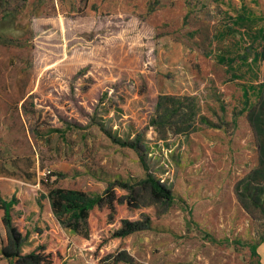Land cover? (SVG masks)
Returning a JSON list of instances; mask_svg holds the SVG:
<instances>
[{
    "label": "rangeland",
    "instance_id": "rangeland-1",
    "mask_svg": "<svg viewBox=\"0 0 264 264\" xmlns=\"http://www.w3.org/2000/svg\"><path fill=\"white\" fill-rule=\"evenodd\" d=\"M262 13L264 0H0V208L39 210L47 231L52 187L128 184L149 227L93 261L70 244L60 264H264V213L235 191L258 164ZM123 245L133 263L107 259Z\"/></svg>",
    "mask_w": 264,
    "mask_h": 264
},
{
    "label": "trees",
    "instance_id": "trees-1",
    "mask_svg": "<svg viewBox=\"0 0 264 264\" xmlns=\"http://www.w3.org/2000/svg\"><path fill=\"white\" fill-rule=\"evenodd\" d=\"M245 97L248 102V94ZM247 120L255 133L258 164L237 184L235 191L239 202L242 203L246 198L241 191V187H244L253 204L264 213V92L260 94L258 103L249 109ZM131 144L136 145V141ZM52 174L63 176L56 172ZM251 186L256 195L251 193ZM116 187L121 190L117 191ZM143 187L149 189L154 199H171L170 190L150 174ZM48 197L58 222L54 223L53 229H43L41 232L38 228L43 226V223L39 210H30L26 214L27 222L21 230L23 222L19 214L12 210V203H5L3 221L8 236L0 252L9 259V264H60L70 244L86 250L89 253V261H93L92 253L96 249L99 253L107 252L108 243H122L133 232L149 227L152 220L146 213L139 218L130 215V210L139 205L136 200L137 190L128 184L117 183L107 188L105 194L93 196L81 190L52 187ZM143 216L145 218H142ZM108 225L112 227H107ZM64 227L70 228L74 234L72 238L64 233ZM36 229L38 241L28 248L27 240ZM102 233H105L104 237ZM106 257H113L115 262L133 263V258L124 250V245L118 247L115 253L106 254Z\"/></svg>",
    "mask_w": 264,
    "mask_h": 264
},
{
    "label": "crops",
    "instance_id": "crops-1",
    "mask_svg": "<svg viewBox=\"0 0 264 264\" xmlns=\"http://www.w3.org/2000/svg\"><path fill=\"white\" fill-rule=\"evenodd\" d=\"M247 7V6H246ZM245 6H242V7H237L238 9H237V12H238V16H240V17H246V18H249V17H253V16H256L257 17V14L255 13V12H253V10L252 9H248V8H246ZM249 7H251V6H249ZM258 17L259 18H264V13H262V14H259L258 15ZM244 98H245V96H244ZM246 100V99H245ZM1 185H3V184H1L0 183V187H1ZM1 189V188H0ZM4 211H5V209L4 208H0V247H1V245L3 244V242H6L7 241V227H6V225H5V223H4V221H3V216H4ZM29 211H23V212H20V213H18L19 214V218L22 220V222H23V226H22V228H21V230L23 229V228H25V225H26V214L28 213ZM40 220H41V222H42V218H41V215H40ZM43 223V222H42ZM37 241H38V238H37V240L34 242V244H32V245H30L28 248H30V247H32L33 245H35L36 243H37ZM262 250H264V242L263 243H260L258 246H257V248H256V252L260 255V251H262ZM2 256V254H0V257ZM4 256V255H3ZM2 256V257H3ZM4 259H5V257H4Z\"/></svg>",
    "mask_w": 264,
    "mask_h": 264
},
{
    "label": "built area",
    "instance_id": "built-area-1",
    "mask_svg": "<svg viewBox=\"0 0 264 264\" xmlns=\"http://www.w3.org/2000/svg\"><path fill=\"white\" fill-rule=\"evenodd\" d=\"M50 173H51V169H44L42 171V175H44L43 177H45V178L48 177L50 175ZM45 178H43V179H45Z\"/></svg>",
    "mask_w": 264,
    "mask_h": 264
}]
</instances>
